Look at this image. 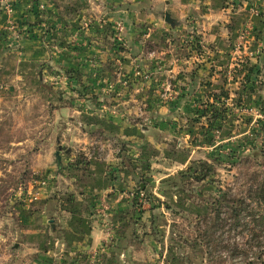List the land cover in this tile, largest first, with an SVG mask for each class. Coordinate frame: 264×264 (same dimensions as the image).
<instances>
[{
    "label": "rangeland",
    "instance_id": "1",
    "mask_svg": "<svg viewBox=\"0 0 264 264\" xmlns=\"http://www.w3.org/2000/svg\"><path fill=\"white\" fill-rule=\"evenodd\" d=\"M256 1L246 0L237 30L219 31L215 36L191 27L202 19L196 22L180 15L177 0H168L167 6L164 0L148 1L155 16L136 19L139 26L131 41L141 47L132 55L123 19L95 16L93 11L74 18L72 26L80 33L101 30L102 40L112 46V64H108L112 79L105 84L108 98L103 94L95 104L102 111L106 105L128 110L133 122L155 131L145 135L151 140L145 155L160 165L155 168L162 176L173 173L163 181V188L162 182L148 183L152 198L138 201L141 207H136L132 221L137 235L144 229L148 235L158 232L159 246L166 249H157L155 264H264V17H260L264 12ZM165 11L172 14L177 27L165 22ZM149 24L154 32L140 27ZM55 35L48 25L44 36L48 49L58 45ZM133 59L144 64L139 62V68L129 71L126 62L132 64ZM68 74L55 76L47 87L61 88L64 103L75 106L82 100L80 87ZM20 103L24 105H12L14 120L0 125V264H42L56 245L52 224L41 213L54 192L60 195L58 204H64L68 194L62 189L63 179L52 187L57 179L55 159L49 164L54 171L38 169L47 161L33 151V105ZM210 121L215 128L208 131ZM39 131L45 135L51 130L43 125ZM14 140L27 141L11 146ZM66 143L61 147L79 150L75 143ZM135 145L131 143L132 152L137 151ZM39 149L50 153L56 148L43 144ZM40 151L39 155H45ZM183 159H188L187 165L181 166ZM146 212L157 219V227L141 221ZM103 228L111 243L114 226L106 220ZM233 254L241 261L235 263ZM103 255L107 253L99 250L90 257L81 255V264H100Z\"/></svg>",
    "mask_w": 264,
    "mask_h": 264
},
{
    "label": "crops",
    "instance_id": "2",
    "mask_svg": "<svg viewBox=\"0 0 264 264\" xmlns=\"http://www.w3.org/2000/svg\"><path fill=\"white\" fill-rule=\"evenodd\" d=\"M148 1L152 0H9L8 12L0 1V125L4 120H14L12 113L16 108L12 105H24L20 103L21 100L33 105L34 131L31 134H35L31 138L32 143L35 140L36 147L32 150L47 161L38 169L54 171L49 164L50 160L55 159L56 170L53 175L57 179L54 178L52 187H56L57 181L63 179L66 186L62 189L66 191L65 195L68 194L64 204H60V201L58 204L60 195L58 197V192H54L41 213L52 224V240L56 245L54 250L47 251L49 258L47 263L42 264H81V255L88 253L89 256L97 250L107 253L100 264H155L157 249H166L159 246L158 232L148 235L144 229L143 232L139 230L142 235L136 234L138 232L132 224L136 212L134 194L138 186L145 183L148 188V183L153 181L156 184L152 185L162 182L163 188V181L173 176V173L168 170L169 173L162 176L155 168L160 165L152 164L145 155L146 147L149 146L147 142L151 141L145 135L155 131L133 122L128 110L122 112L121 108L119 110L106 105L102 111L101 106L95 104L99 96L105 95L108 90L105 84L112 79L108 65L112 64V46L102 40L103 31L93 28V32L80 33L72 26L78 13L86 17L91 14L90 11L95 16L100 13L114 19L121 18L125 21L126 39L131 41L132 34L136 32L135 27L139 26H135V23L155 16ZM167 1L164 0L166 6ZM177 1L180 15L184 13L196 22L202 19V23L191 27L211 32L213 36L219 31L225 33L237 30L245 16L246 0ZM124 2L128 3L126 8ZM231 2L233 4L229 8ZM256 2L261 12H264V0ZM168 3L172 6L170 1ZM92 4L94 6L91 8L89 5ZM201 8L203 12L206 11L207 18L202 17L205 15L200 12ZM260 15L264 17V14ZM47 24L55 30L58 44L49 46V49L44 41ZM13 26L14 31L9 30ZM149 26L140 27L154 32L155 27ZM150 37L151 34H148L147 39ZM72 44L75 46L66 48ZM129 45L130 55L141 47L138 41H131ZM73 48L79 52L74 53ZM139 62L144 64V61L134 59L132 64L126 62V69L139 68ZM70 71L80 75L88 89L87 95L80 97L82 100H78L75 106L60 102L61 88L47 87L49 83H54L55 76ZM43 125L51 130L45 135L39 131ZM23 141L14 140L10 145L21 146L27 140ZM67 141L75 143L79 150L61 147ZM131 143L137 144L133 146L137 147L136 152H132ZM43 144L54 145L56 149L50 153L40 151L39 146ZM39 151L45 155H39ZM57 152L61 154V161L56 158ZM187 161L183 159L181 166L183 163L187 165ZM149 213H144L145 218L141 221H148L151 227H157V219L152 220ZM106 220L115 229L111 243L103 228ZM167 235L166 240L164 238L166 242L169 239Z\"/></svg>",
    "mask_w": 264,
    "mask_h": 264
},
{
    "label": "trees",
    "instance_id": "3",
    "mask_svg": "<svg viewBox=\"0 0 264 264\" xmlns=\"http://www.w3.org/2000/svg\"><path fill=\"white\" fill-rule=\"evenodd\" d=\"M74 73L75 72H70V77H69V80H71V78L73 79V77H75V75H74ZM76 74V73H75ZM76 78V80H77V82L79 83V87H80V93H79V96L80 97H85L86 95H87V87H86V85L85 84H83L82 83V80H81V78L79 77V76H76L75 77ZM82 88V89H81ZM65 98H64V96L63 95H61V97H60V102L61 103H64V100ZM65 103H66V101H65ZM64 103V104H65ZM216 120V118H214V120H213V122ZM213 128H215V125L212 123V121H210L209 122V125H208V131L210 130V129H213ZM202 166H205V164H202ZM204 175V174H203ZM207 175V174H206ZM197 180L199 179V177L198 178H196ZM203 178H200V180H202ZM263 190H264V187H263ZM141 192H144L145 193V196H146V198L147 199H151L152 198V196H151V194H150V192L148 191V188L146 187V185H145V183L143 184V186L142 185H140V186H138V189H137V191L135 192V195H134V203H135V206L136 207H138V205H139V207L138 208H140L141 207V205L138 203V201H139V194L141 193ZM262 201H264V195L262 196V199H261ZM232 260L236 263L237 261H241L239 258H237V256L236 255H232Z\"/></svg>",
    "mask_w": 264,
    "mask_h": 264
},
{
    "label": "water",
    "instance_id": "4",
    "mask_svg": "<svg viewBox=\"0 0 264 264\" xmlns=\"http://www.w3.org/2000/svg\"><path fill=\"white\" fill-rule=\"evenodd\" d=\"M165 22L170 24L171 26H175L176 25V21L171 17V15L169 13L165 14ZM56 158H57L58 161H61L60 152L56 153Z\"/></svg>",
    "mask_w": 264,
    "mask_h": 264
},
{
    "label": "built area",
    "instance_id": "5",
    "mask_svg": "<svg viewBox=\"0 0 264 264\" xmlns=\"http://www.w3.org/2000/svg\"><path fill=\"white\" fill-rule=\"evenodd\" d=\"M0 1L6 6L5 8H6L7 12H8L9 11V8H10L9 0H0ZM139 201L141 203H145L146 196H145L144 192H141L139 194Z\"/></svg>",
    "mask_w": 264,
    "mask_h": 264
}]
</instances>
